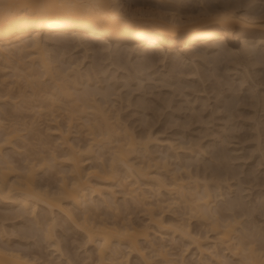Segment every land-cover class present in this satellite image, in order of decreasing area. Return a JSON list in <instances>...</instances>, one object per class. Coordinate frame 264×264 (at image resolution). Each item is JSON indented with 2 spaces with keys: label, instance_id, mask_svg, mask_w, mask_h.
<instances>
[{
  "label": "bare ground",
  "instance_id": "obj_1",
  "mask_svg": "<svg viewBox=\"0 0 264 264\" xmlns=\"http://www.w3.org/2000/svg\"><path fill=\"white\" fill-rule=\"evenodd\" d=\"M8 2L18 7L14 9L12 15L0 18V117L2 118H0V264H58L53 262L51 258L53 255L48 254V258L45 255V258L41 256L40 249H38L40 252L31 251L27 247L24 250L20 246L21 243L14 245L11 240L8 242L10 233L7 232L6 224L18 217L21 220H17L16 223L13 221L11 224L13 227L20 224L14 230L20 238L37 237L36 234H39V239L35 241L44 240L52 254L56 252L60 258L64 257L66 264H77L72 261L71 255V257L67 256L66 252H63L61 244L62 238L67 237L66 233L71 228L82 233L83 239L85 238L83 245L89 243L94 246V256L88 247H84L85 254L88 253L86 255L88 260L91 259L93 264H131V257H136L139 261L137 264H187L185 257L167 249L163 241L160 240L161 242L157 244L152 240L153 237L150 238V234L157 235V231L171 232L173 237L180 236L188 246L195 245V249L202 256H199L202 259L197 257V261L202 260L197 264L203 263V259L206 258H203L205 253L211 256H208L211 260L214 259L215 264H264V246H261L264 244H260L259 238L256 241L250 238L255 237L251 236L255 230L252 232L243 224V227L239 226L242 222L239 221L241 215L245 216L246 213L252 215V212L248 213L250 207L248 211L245 210L249 205H242L246 202L238 201L239 199L236 201L240 203L234 204L235 199H232V202L223 203L224 210L222 204H219L220 207L217 206L220 211L215 209L217 204H214L212 199V189H216L213 191L214 194L216 191H221L220 182L228 184L226 181L228 176L230 178L236 176L231 167L228 171L227 158L224 159L226 154L221 153L226 161L224 164L228 169L224 168L226 173L217 169L219 163L222 162L223 165V159L216 164V169L215 165L208 169L211 165L208 164L209 167L205 165L207 163L203 161L205 157L201 159L202 150L199 151L201 153L199 155L201 163L204 164L198 166L200 164L197 162L200 159L197 158L199 161L195 159L196 167H193L195 171L190 167L192 165L190 161L184 164L182 160L179 162V157H176L178 161L171 158V156L175 158V154L179 152H175L170 157L167 153L163 154V150L158 152L160 156H157L158 153L154 155V151L152 154L149 145L152 142L159 144L156 142L157 136L154 137L150 130V132L146 130L144 133H147L143 135L136 134L132 127L118 120L119 115L114 114L116 120L114 118L111 120L110 116L113 114H108L107 105L112 100L109 96L103 99L104 96L99 95L103 97L100 101L96 98V93L88 88L93 81L90 75L93 73L91 76L94 79L95 71L92 73H89L88 69L82 71L79 66L82 62L77 63L72 59V55H65L73 48L81 47L84 52L101 54L106 57L105 59L124 54L127 57L141 56L144 62L145 60L148 62L156 53L164 59L172 53L191 54L194 58L195 47L197 49L201 46L204 50L211 47L219 53L227 52L229 55L239 57V54L244 53L249 46L254 45L256 48L264 41V25L260 18L251 15V10L246 7L253 3V0H104L105 3L131 4L149 10L145 18L134 22L108 19L107 23L111 26V30L104 25V19L112 12L109 8L96 9L92 15L73 20L54 16L32 25L26 23L25 19L30 15H38L32 6L42 3L43 0H8ZM201 39L204 41L201 42ZM239 43L242 46L240 50L236 47ZM181 45L182 48H179ZM245 69L244 77H249L251 73L247 68ZM95 81L97 82L96 78ZM96 89L102 93L101 88L96 86ZM106 89L103 88V91ZM117 92L119 93L118 90ZM256 93L253 94L254 97ZM260 95L258 93L256 97L260 98ZM20 101H25V106H21ZM7 104L11 105L8 109L5 108ZM227 107L228 110L232 109L229 105ZM254 111L252 112L255 113ZM44 112L47 116L45 115L46 118L41 122H45L39 126L42 123H37L39 121L35 115ZM198 116L200 115L196 117ZM27 117H31L30 120ZM61 118L64 120L61 121ZM224 126L226 127L225 124ZM42 131L48 135H56L57 142L59 141L56 145L62 149L61 154L51 146L47 147V150L44 145L47 155H37L32 149V152L36 153L35 157L34 154L31 155L32 157L27 154L22 156L23 160L20 159L21 163L23 161L22 164L20 162L15 164L17 161L4 153L5 147L16 148L15 142L19 138L23 140L21 137L23 132L24 134L33 132L35 136L36 132ZM215 131L219 134L217 130ZM76 132L79 136L72 141L71 136L73 133L75 136ZM105 142L108 144L105 146L108 154L104 156L100 151L99 154H102L96 155L94 160L87 162L94 153V147L100 148ZM195 142H190L191 150L187 149L189 146H184L192 152L191 156L194 155L193 151L199 148V141ZM172 143L176 144L175 141ZM172 143L167 147L178 146V149L175 148L178 151L180 147L185 149L182 144L172 146ZM41 148H38L39 152L43 153ZM175 149H168V154L170 150L174 152ZM195 154L199 157L197 151ZM169 159L175 160V166H170L172 162ZM57 160L64 174L56 170L60 174L58 180L56 179V185L52 182L39 183L38 172L50 171L52 167L50 162L55 166L56 163L58 164ZM114 183L120 186L122 184L123 194L134 203L132 206L137 204L135 207L137 208L139 204L141 207L138 208L143 207L145 214L143 211L142 213L145 219H141L139 223L132 220L133 218L129 216L131 214H128L131 212L130 202L127 203L124 195L123 200L126 204L121 203V205L129 206L126 213L128 216L124 214L127 209L120 210V204H116L119 208L113 204L115 208L117 207L113 209L111 205L112 202L116 203V200L111 199L108 205L109 200L104 197L106 193L111 198L115 197L116 191L111 190ZM94 195H100L99 198L102 196L101 206L103 209L106 206L105 210L108 214L106 212L102 214L101 210L99 212L100 204L98 201L94 202ZM7 203L9 206L3 205ZM175 205L179 207L181 205L180 208L185 211L179 213L183 209L176 207L179 209L176 213L180 216L173 217L177 210L173 208L174 211L169 212L173 213V218L167 217V212ZM237 205L245 208L238 206L239 209L235 211ZM15 206L18 207L17 210H14ZM117 209L121 214L124 212L123 216L117 213ZM253 222L251 225H256ZM193 224L194 226L197 224L198 230L202 228L205 232L203 230L198 232ZM255 242L260 243L257 245ZM84 259L86 260V257ZM88 262L86 263L89 264Z\"/></svg>",
  "mask_w": 264,
  "mask_h": 264
},
{
  "label": "rangeland",
  "instance_id": "obj_2",
  "mask_svg": "<svg viewBox=\"0 0 264 264\" xmlns=\"http://www.w3.org/2000/svg\"><path fill=\"white\" fill-rule=\"evenodd\" d=\"M202 41H204V39H201V42ZM236 47L240 50L242 46L239 43ZM179 48H182V45ZM257 48L259 49V47H256V49ZM202 49L203 48H201V46L197 47V49L195 47L194 49L195 51L194 50L193 51L196 54V56L194 58L193 56H191V54L179 55L176 53H172L170 56L165 57L164 59L161 57V55L158 56L156 53V55L152 57L153 60L152 58H150V61L148 62L147 60H145L144 62V60L142 59L143 57L141 56L137 57L135 55H130L127 57L124 54L121 56L119 55V57L113 56L114 58L112 57V58L105 59L106 57L102 56L101 54L94 55L91 52L86 53L81 49V47L73 48L72 50H70V52H68L65 55L66 56L72 55V59L76 60L75 62L77 63L82 62L79 65L81 66L80 68L82 71H84L85 69H88L90 71L89 73H92L94 71L96 72V73L94 72L95 74L94 77L96 78L97 82L95 81V78L93 79V77L91 76L93 74L92 73L90 75V77L93 80L92 81L90 79V81L93 82V84L91 82V85H90V87L92 88L90 87L88 88L91 89V91L93 90L94 93H96L97 95L96 98L97 99L99 98L100 101H102L103 99H106L108 96L112 100V101L108 100V102L110 101L107 105L108 107L105 106L106 104H104V106L107 107L108 114L109 113L113 114V115L110 114L111 116L109 115L111 117V120L112 118L116 120V117L114 114H116V116L119 115L118 120L124 121L125 123L121 121L120 122L127 124L128 127L129 126L132 127L133 131H136V134L142 133L143 135L151 131V133L153 132L152 134L155 135L154 137L157 136L158 140H156V142L159 144H155L151 141L152 143L149 145V148L152 151V154H153V151L155 155L158 152L160 153V150H163V154L167 153V155L170 157L171 155H174L175 152H179L175 154V158L174 156H171V158L177 160V158L179 157V160H180L179 162L183 161L182 163L184 164H186V161L188 162L190 161L192 164L190 165V167L193 168V167H196L195 159L197 158L200 159L199 151L202 150L203 152L201 151V153L204 156L201 155V159L202 157H205L203 158L204 163L205 161H207L205 165L207 166L208 164L211 165L210 167L208 166L209 167L208 169H210L212 166L214 167L215 165L214 168L216 169V164H218L223 159L222 157H224L223 154L221 153H225L226 156L224 159L227 158L226 159L227 162L223 159L224 161L223 165L221 164L222 162L219 163L218 164L219 166L217 165V169L219 168L221 169L220 171L226 173L227 171H224L225 170L224 168H226L224 164L226 162V164L228 165V166L226 165L228 169L229 167H231V169H233L232 172L235 171L236 176L234 175L235 176L234 178L232 177L230 178V176H228L229 180L228 179L226 180L228 181L227 182L228 184H224V182L221 180L222 181V183L220 182L221 191L220 190L216 191L218 193L215 192L214 194L213 191H215L216 189L215 190L214 188L212 189V199L214 201V204L215 203L217 204L215 205L216 207L215 209L219 210L217 206L219 204H222L223 206L219 205V207L221 206L222 210H224L223 203L225 201L226 203L227 201L232 202L233 201L232 199H235L233 201V203L235 202L234 204H239L240 202L239 203L237 202L240 200L246 202V204L242 203V205L247 206L248 204L249 206L246 207L247 209L245 210L248 211L250 209L248 213L252 212V215L250 214L249 216V214L247 215L246 213L244 214L245 216L243 215H241V217L239 216L241 219L239 221H242L239 226H242L243 224V226L249 228V230L251 231L255 230L254 232L252 231L253 233H251V236L254 235L255 237L252 236L250 238L255 239V241L258 240L259 238V240H261L260 241L261 243L255 242L257 245L258 243L264 244V231L261 230V224L262 222H264V214L261 213V208L262 206H264V152H261L260 132L258 129L259 127H257V125H256L257 129L252 127L254 119L256 120V116L252 115L253 114L252 111H254L256 108L255 110L256 112L255 111L254 112L258 113L259 106H260L259 101H261V96L264 95V92L262 94V89H264V75H262L261 67H260V63L258 59L259 52L257 49L256 53L253 55H246V54L240 55L239 54V57H237V56L229 55L227 52L219 53L217 52V50H212L211 47L207 49L205 48V50L204 49L202 50ZM189 56H191L192 58ZM248 57H250L252 61ZM248 61H251V62H248ZM240 62H241V65H239ZM245 68H247V70H249V73H251L249 74V77L248 76L244 77V74L246 71ZM241 72H243V74ZM261 80L263 81V83ZM259 81L261 82L262 85H260ZM255 82L256 83L258 82L257 85ZM94 85H96L97 88H101L100 92L102 91V93H99L96 89V86L94 87ZM81 86L84 87V85H81ZM256 86H258L259 88L258 87L256 88ZM105 87H107V89ZM94 88L96 90H94ZM103 88L106 89L107 92L103 91ZM111 90H114V91H111ZM117 90L119 91V93L117 92ZM258 90H261V91H258ZM257 91L259 95L260 93L262 94L260 95V98L259 96L256 97L258 95V93H256ZM254 93H256L255 95L256 98L253 95ZM99 95L104 96V98L100 97ZM252 97L254 98L252 99ZM101 98L103 99L101 100ZM257 98H258V103H257ZM227 101H229V103H226ZM110 103L111 105L112 104L113 105L112 106L109 105ZM226 104L231 106L232 109L228 110L227 109L228 107ZM22 105L25 106V101L21 102V106ZM10 107H11L10 104H7L5 106V108L7 109ZM45 109L47 110V108ZM45 112L40 115L39 114L35 115L37 120L39 121L37 123H40V124L42 123L39 126H42L43 123L45 122V121L41 122L47 116ZM195 112H198V114L197 113L196 114L200 115L198 116V118L199 117L200 118L202 117V118L198 119L196 117L197 115L195 114ZM230 112H232L233 115ZM30 116L32 117V115ZM31 117H27L28 120H30ZM4 119L6 120V118ZM114 119H113V122H115ZM225 119H228V120L226 121ZM63 120L64 119H62L61 121ZM5 123H8V122L6 121ZM224 124L226 125V127L224 126ZM222 126H224L225 128ZM226 129L227 131H225ZM146 130L147 132L144 133ZM215 130H217L219 134L215 133L216 132ZM32 133L24 134L23 132L22 135L23 136L25 135V137L21 136L23 140L19 138L15 142L16 148L13 146L14 150H12L13 149L12 146L11 148L5 147L3 149L5 154H9V156H11V158L14 159V161H17L15 162V164L23 160L21 159V158H24L22 156H26L28 154L30 155V157H32L33 156L32 154H34L32 152V149L36 151L37 155H42V154H46L45 152L48 150L47 147L51 146V147H54V149L56 148L55 151H58L60 154L62 153L61 152L62 149L59 148L60 146L58 145L57 147L56 145V143L59 144V141L57 142L58 138L56 137V135L54 134L48 135L44 131L39 132L40 134L37 132L35 134L34 132L35 136H33ZM74 133L72 134L73 136H71L72 141L73 139L76 140L79 136L77 132L76 134L78 135L76 136L75 134L74 136ZM37 134L38 136H36ZM168 141L169 143H167ZM172 141L173 142L175 141L176 144L175 143L173 144ZM195 141L196 142L199 141V143L201 144V145L198 144L199 145L198 147L200 149L196 148L199 150L195 149V146L197 147V145H195L196 143ZM190 142L192 143L195 142L194 143L195 146L193 145L192 147L193 150L195 149V151H193L194 157L191 156L192 152L190 151L191 150L190 146L192 145ZM170 143H172L171 144L172 146H176L178 144L180 145L182 144V147L189 146L190 148L187 147V149H190V150H187L185 147H184L185 149H182L180 147L178 151L176 150L178 149V146L173 147V148H168L167 145ZM54 144L56 146H54ZM44 145L45 146L47 145V146L45 147ZM103 145L104 147L102 148ZM107 145L108 144H106L105 142L102 144V146L100 145V148L98 146H95L94 153L92 154V156H90L87 159V162H91L92 160H94L96 155L102 154V153L99 154L100 151L103 152L104 153L103 155L105 156L106 152H108L106 150L107 147H105ZM43 146L47 150H45ZM200 146L201 147L203 146V148L201 149ZM40 147L43 148V149L41 148V150H43V153L39 152L40 150L38 148ZM167 148L173 149V150L175 148L176 149L174 152H172L173 150H170L168 154ZM187 151H190V152L187 153ZM196 151L199 157L196 156L197 155L195 154ZM216 152H217V156L221 154V156H219L221 158L216 156ZM36 153L34 154L33 157L36 156ZM158 154L157 156H160V154L159 155ZM198 159L197 161H199ZM201 159L199 162H197L198 164H200V165L197 164L198 166H202L201 164H204V163H201ZM170 160L171 159H169V161ZM171 162H172V165L170 166H175L174 165L175 160H171ZM22 163L20 162V164ZM51 164H52V167L50 168L51 169L50 171L45 170V173H43V171L42 173L41 171L40 173L38 172L39 175H37V178H38L37 180L39 183L44 184L43 182H45V184L46 183L48 184L52 182V184L56 185L58 176L60 174H64L63 169L62 167H60L61 165L59 162L58 164L56 163L55 166H53L54 163L50 162V165ZM59 169H61V171H59ZM228 169L226 168V170ZM56 170L60 172V174L57 173ZM228 171H230V169ZM211 182L213 183V181ZM113 185L114 187H112L113 189L111 190L116 191L114 193L115 197L113 196L111 198V196H107V193H106V197H104L105 199L107 198L106 200H109V202L107 201L108 205L111 203L110 201L111 199L112 201L116 200V203L112 202L111 206H113V204H115V206H117L116 204H120L119 205L120 210L125 211V209H127L125 213L123 212L125 216L126 215L128 216V214H131L129 216H131V218H133L132 220L133 221L135 220L134 222L136 223H139L141 219L143 220V218L145 217V215L143 217V213L145 214V212L143 211V207L138 208V207H141V205L139 206V204L137 208H135L137 204H135V206H132V204L134 205V203H131L130 200L128 199L129 197L127 196L128 198H126V196L123 194L122 189H124V187H122V184L121 186L118 185V183H114ZM219 192H221L222 194L219 195L220 194ZM147 194L149 195V193ZM123 195L126 198L125 200L127 201V203L128 202L131 203V204L129 203L130 208L129 206L127 207L126 205L125 206L121 205V203L126 204V201L123 200L124 198ZM99 196L100 195H94L93 199H94V202L98 201L100 204V206H98L100 207V209L98 208L99 212L102 211V214H105L106 206H104V209H103V206H101L102 196L100 198ZM103 196H105V194ZM237 199L239 200L236 201ZM3 205L9 206L8 203L3 204ZM115 206H113V209L115 208ZM119 206L117 207L119 208ZM238 206L239 205H237L236 207ZM101 207L103 210L101 209ZM124 207H127V208H124ZM176 207L179 209H183V208H180L181 205L180 207L178 205L177 206L175 205V207H171V209L168 212L166 211L168 213V216L167 215L166 216L170 218H173L177 215L180 216V214H177L179 209H177ZM239 207L243 208V206L241 205ZM239 207L235 208L234 210L237 211ZM254 207H256L255 210H254ZM16 208L18 207L15 206L14 210H17ZM121 208H124V209H121ZM128 208L131 211V212L129 211L130 213H128V210H129ZM173 208L177 210H175L174 212L175 214L172 217L173 213L171 214L169 212L173 210ZM110 209H112V207ZM243 209H240V211ZM120 210H118V212L116 210L115 211L120 215L121 214V212L119 213ZM6 211L10 213V211H8L7 209ZM182 211H185V210L184 209L180 210L179 213L180 212L182 213ZM122 214L121 216H123ZM17 220H21V219H19L18 217V218H14L11 221L8 220L9 222L6 221L7 222L6 229H7V232L10 233V236H9V233H7L9 237L6 236L10 238V239L7 238L8 242L11 240L12 244L14 245L21 243L20 246H22L21 248L24 250H26L25 247H27V249L30 248L31 251H36V252L38 251V249H40L42 253L41 256H43L44 258L48 254H50V256L53 255L51 257L53 259V262L58 263V264H66V262L63 259L64 257L60 258V256L56 252H53L52 254V252L50 251V247H48L47 243H45L44 240L42 241L37 240V242L35 241L36 239H39L38 237L39 234H36L37 237L32 236L28 238L27 237L20 238V236L17 235V233L14 231L15 228H18L20 224H17L14 227L12 226L13 223L17 222ZM6 222L4 221V223ZM252 222L253 224L255 223L256 225H251ZM197 226H198L197 224L195 226L193 224V227H195L198 232H202L203 229L200 228V230H198L199 227L197 228ZM249 226L251 227V229ZM23 228L25 227L23 226ZM33 229H35V226L33 227ZM244 229L247 230L246 228ZM249 230L247 232H249L250 234ZM36 233H39V232H36ZM155 234L156 233L150 234L151 235L150 238L153 237L152 240L155 243L159 244L158 242L163 241L162 243L167 246L166 247L167 249H170V251L174 253L176 252L177 255L179 256L185 257L184 259H186L185 261L187 264H197V262L200 263L199 261L202 262V260H200L202 259L200 258L202 256L195 249L196 248L195 245L193 246L192 244L191 245L189 244L188 246V243H186V241H184L180 236L174 235L173 237V234L171 232L167 233L164 231H161V232L157 231V235ZM158 235L160 237H158ZM66 236H65L66 238H62L63 241H61L62 242L61 244L63 245V246L61 245L63 247L62 248L63 252H66L65 254L67 256L71 255L72 261L74 260L75 263L77 264H87L86 262H88L89 260L90 262L88 263L93 264L91 263L92 262L91 259L88 260L86 256L88 253L85 254L84 247L85 246L88 247L90 249L91 254H93V256L95 253V248L93 245L89 243H86L85 245H83V243H85V238L83 239L84 236L82 235V233L78 232L74 228L73 229L71 228L69 229L68 233H66ZM179 239H181V241ZM261 246H264V245H261ZM40 250L38 252H40ZM193 253L194 254L196 253V254L194 255ZM203 255H204L203 258L206 257L207 259L204 258L205 260L203 259V263L201 264H212V262L213 264H215L214 259L212 258L213 260H211L210 258H208L209 255L207 253ZM48 257L49 256H47V258ZM85 257H86V260L84 259ZM197 257L200 258L199 261H197L198 260ZM137 263H139V261L136 259V257H133V258L131 257V264H137Z\"/></svg>",
  "mask_w": 264,
  "mask_h": 264
},
{
  "label": "snow or ice",
  "instance_id": "obj_3",
  "mask_svg": "<svg viewBox=\"0 0 264 264\" xmlns=\"http://www.w3.org/2000/svg\"><path fill=\"white\" fill-rule=\"evenodd\" d=\"M16 7L18 6L9 3L8 0H0V18L12 15ZM32 7L37 11L38 15H30L25 19L26 23L32 25L54 16L64 20H73L92 15L96 9L109 8L112 10L111 15L106 16L104 19V25L108 30H111V26L107 23L108 19L134 22L145 18L149 11L143 7H135L131 4L105 3L104 0H43L42 3ZM246 7L251 10L250 14L258 16L262 25H264V0H253V3L246 5ZM256 51L257 49L254 45L249 46L242 55H253ZM258 52L261 72L264 75V41L261 42ZM262 92H264V89H262ZM252 115L256 116L252 127L259 125L261 152H264V95L261 96L258 113H253ZM261 213L264 214V206L261 208ZM261 230L264 231V222L261 224Z\"/></svg>",
  "mask_w": 264,
  "mask_h": 264
}]
</instances>
